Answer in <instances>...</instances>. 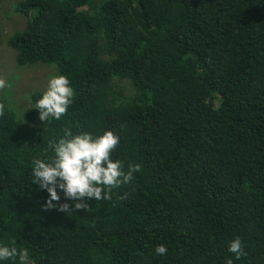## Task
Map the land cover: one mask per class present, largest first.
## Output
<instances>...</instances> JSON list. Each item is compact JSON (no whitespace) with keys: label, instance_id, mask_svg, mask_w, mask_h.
<instances>
[{"label":"trees","instance_id":"16d2710c","mask_svg":"<svg viewBox=\"0 0 264 264\" xmlns=\"http://www.w3.org/2000/svg\"><path fill=\"white\" fill-rule=\"evenodd\" d=\"M34 9L7 40L16 65L53 66L74 97L47 124L41 92L20 116L0 96V242L30 264H264V0L16 4ZM66 129L114 132L112 159L140 171L108 201L44 207L32 161L50 160Z\"/></svg>","mask_w":264,"mask_h":264},{"label":"clouds","instance_id":"9594fccd","mask_svg":"<svg viewBox=\"0 0 264 264\" xmlns=\"http://www.w3.org/2000/svg\"><path fill=\"white\" fill-rule=\"evenodd\" d=\"M6 86V81L0 79V88ZM73 97L70 80L58 71L48 79L45 90L33 108L38 110L39 120L48 124L50 120H60L67 113ZM119 143L120 137L110 130L94 136L91 132L73 134L66 129L63 137L49 144L54 153L50 160L34 158L32 161L31 184L47 192L44 207L56 208L61 194L65 203L59 204L58 210L66 213L85 208V198L110 200L113 188L129 183L133 173L140 171L138 164H129L125 172L123 163L112 159L111 154ZM67 201L74 203L70 206ZM227 250L236 259L244 254L238 237L228 243ZM167 251L163 244L155 247V252L160 256H164ZM8 261L30 264L28 250H18L15 246L0 242V264ZM227 264H232L231 259Z\"/></svg>","mask_w":264,"mask_h":264},{"label":"rangeland","instance_id":"374dc122","mask_svg":"<svg viewBox=\"0 0 264 264\" xmlns=\"http://www.w3.org/2000/svg\"><path fill=\"white\" fill-rule=\"evenodd\" d=\"M18 1L21 0H0V27L3 33L0 45V79L6 81L7 85L0 88V96L6 98L20 116V111L31 107L29 95L36 91L42 93L48 79L56 72L53 66L43 64L27 67L16 65L15 51L7 45V40L11 35L22 31L26 21L37 13L34 9L29 12L27 18L16 12ZM117 84L131 93V87L127 83L118 82ZM38 121L42 123L39 118Z\"/></svg>","mask_w":264,"mask_h":264}]
</instances>
